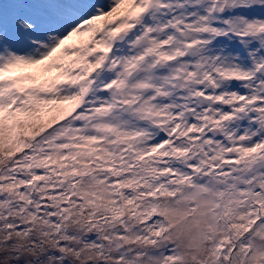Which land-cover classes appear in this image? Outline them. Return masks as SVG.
<instances>
[{
	"label": "snow or ice",
	"instance_id": "snow-or-ice-1",
	"mask_svg": "<svg viewBox=\"0 0 264 264\" xmlns=\"http://www.w3.org/2000/svg\"><path fill=\"white\" fill-rule=\"evenodd\" d=\"M0 264H264V0H0Z\"/></svg>",
	"mask_w": 264,
	"mask_h": 264
}]
</instances>
